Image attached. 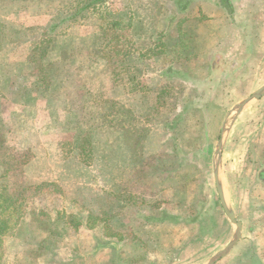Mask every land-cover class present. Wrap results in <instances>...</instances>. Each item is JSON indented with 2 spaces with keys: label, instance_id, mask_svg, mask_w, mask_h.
<instances>
[{
  "label": "rangeland",
  "instance_id": "374dc122",
  "mask_svg": "<svg viewBox=\"0 0 264 264\" xmlns=\"http://www.w3.org/2000/svg\"><path fill=\"white\" fill-rule=\"evenodd\" d=\"M90 1H31L32 14L66 20L53 31L59 23L34 24L28 41L49 57L29 58L16 97L27 105V84L45 78L63 100L49 99L61 114H1L0 220L10 229L0 264H208L236 232L215 153L234 108L264 87V60L248 72L214 68L204 49L235 40L201 12L174 22V1L190 0H107L81 12ZM112 20L118 28L104 31ZM222 156L226 200L244 227L215 264H264V95L227 132Z\"/></svg>",
  "mask_w": 264,
  "mask_h": 264
},
{
  "label": "crops",
  "instance_id": "0c3cea01",
  "mask_svg": "<svg viewBox=\"0 0 264 264\" xmlns=\"http://www.w3.org/2000/svg\"><path fill=\"white\" fill-rule=\"evenodd\" d=\"M31 1L33 0H0V26L4 25L8 30L0 31V124L4 123V117H1V114H8L10 119L16 114H43V117H45V114L49 116H51L50 114H61L60 110H58L59 108L51 106L49 99L51 95L60 100H63V97L54 90V94H51L52 85L49 80L48 82L45 81V78L37 80L39 84H27L28 91L26 90V93L30 95L33 92L31 98L27 96V105L20 107L19 100L16 97L19 85L18 78L20 77L19 72H25L29 68L31 69L30 65H33L29 58L34 63H37V58L40 56L41 60L49 57V52L45 54V50L41 49V45H32L31 41H28L30 39L29 32L32 28L34 29V24L42 23L45 26L41 24V27H47L49 22H54L59 23L53 26L57 28L66 20L59 17V15L49 16L46 14L43 16L32 14V11H30ZM189 3L188 5H181L179 2L176 3L174 1V22L181 24L190 18V16L183 18L187 16V14L183 15L188 12L186 10H191L192 15L201 12L205 21L225 23L224 35L222 34L220 38L224 37L227 41L235 40V43L233 42V44H236L234 48L228 46V48H223L220 46L218 48L208 47L204 49L206 50L205 54L210 55V53H213L216 55L217 59L213 62L214 68H218L221 71L225 68H230L236 72L237 70H243V65L246 63V65H249V68L245 67L247 68L246 71L254 70V67L259 64V60H264V0H190ZM202 29L204 30V28ZM203 30L200 33L203 34ZM207 30L209 32H204V34H207L203 36L204 39L209 36L212 37L211 34L214 32L211 28ZM21 38L25 41L20 44ZM61 49L58 48V50ZM223 49H226L227 52ZM242 49L244 51H241ZM228 52L232 55L231 58L226 56ZM3 57L5 59L4 62ZM20 60L21 63L23 62L22 68L19 66ZM40 65L43 67L42 71L45 72L44 64L41 63ZM80 110L73 111L71 108V111L69 113L66 111V113L75 117L77 113L80 114ZM66 117L68 116L66 115ZM47 123L50 124L49 122ZM47 123H43L41 131L44 130L43 128ZM61 124L59 120L57 126L60 127ZM125 131H127V128ZM45 133L47 134V132ZM45 133L43 134L46 135ZM118 162L119 160L113 154L109 159L107 158L106 164L108 168L114 171L115 166L119 165ZM115 181L114 173H112L110 182L115 183ZM154 222H158L155 224L160 225L163 223V219L154 220ZM243 227L242 223V231Z\"/></svg>",
  "mask_w": 264,
  "mask_h": 264
},
{
  "label": "water",
  "instance_id": "95a60500",
  "mask_svg": "<svg viewBox=\"0 0 264 264\" xmlns=\"http://www.w3.org/2000/svg\"><path fill=\"white\" fill-rule=\"evenodd\" d=\"M264 95V87L255 92L251 97L246 99L245 101L241 102L238 104L233 112L235 113L234 119L232 122L228 125V120L231 118L232 113L229 115L226 124L223 127L222 133H221V139L218 144V148L215 153V158H214V176L217 184V190L218 194L220 196L221 204L222 207L225 211V214L227 215L228 219L232 224L236 226V232L233 240L229 244V246L223 250L219 255L213 258L208 264H215L217 260L221 259L222 257H225L227 254H229L232 249L238 244L240 239L242 238V223L237 220V217L234 213V210L230 208L228 205V202L226 200L225 192H224V185H223V180H222V174H221V164H222V154L224 150V145H225V140H226V134L227 132L230 131L232 126L234 125V122L236 119L240 116V114L244 111V109L247 107V105L254 101V100H259L262 96ZM233 113V114H234Z\"/></svg>",
  "mask_w": 264,
  "mask_h": 264
},
{
  "label": "trees",
  "instance_id": "16d2710c",
  "mask_svg": "<svg viewBox=\"0 0 264 264\" xmlns=\"http://www.w3.org/2000/svg\"><path fill=\"white\" fill-rule=\"evenodd\" d=\"M107 0H91L90 3L88 4H85V6L81 9V12L83 11H86V10H89L91 9L92 7H94V9L98 10L99 8L103 7V5L105 4ZM111 23V24H109ZM107 26L103 29L104 31H109V29L115 27V28H118L117 26H119L120 24L115 21V20H112V22H107ZM56 27H53L52 31L55 30ZM107 31V32H108ZM107 33H106V37H107ZM46 54V52H45ZM85 150V149H84ZM83 150V151H84ZM262 178L264 179V173H262ZM8 220L4 219V220H0V236L1 235H4L5 233H7L10 229V227L8 226Z\"/></svg>",
  "mask_w": 264,
  "mask_h": 264
}]
</instances>
